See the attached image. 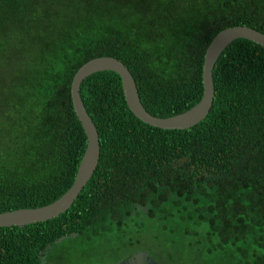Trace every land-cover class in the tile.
Segmentation results:
<instances>
[{"label": "trees", "instance_id": "trees-1", "mask_svg": "<svg viewBox=\"0 0 264 264\" xmlns=\"http://www.w3.org/2000/svg\"><path fill=\"white\" fill-rule=\"evenodd\" d=\"M235 26L264 34V0H0V213L50 205L75 183L83 65L120 60L146 110L174 117L202 100L206 51ZM213 75V108L186 130L138 119L117 73L87 78L98 168L60 217L0 227V264H62L66 240L143 232L200 264H264V47L235 41Z\"/></svg>", "mask_w": 264, "mask_h": 264}, {"label": "water", "instance_id": "water-1", "mask_svg": "<svg viewBox=\"0 0 264 264\" xmlns=\"http://www.w3.org/2000/svg\"><path fill=\"white\" fill-rule=\"evenodd\" d=\"M240 39L252 41L264 47V34L247 26L230 27L220 32L211 42L205 55L202 100L189 111L170 118L150 114L141 102L138 87L129 68L114 57H100L83 65L73 79L71 94L75 112L88 137V146L70 190L54 203L35 209H19L0 213V227H24L60 217L77 201L83 189L94 176L100 161L101 144L98 129L85 108L81 97L83 82L100 72H114L122 79L125 98L131 112L144 123L163 130H186L203 122L210 114L216 89L213 71L225 50ZM62 238L59 242H62ZM119 264H160L147 252H139Z\"/></svg>", "mask_w": 264, "mask_h": 264}, {"label": "rangeland", "instance_id": "rangeland-1", "mask_svg": "<svg viewBox=\"0 0 264 264\" xmlns=\"http://www.w3.org/2000/svg\"><path fill=\"white\" fill-rule=\"evenodd\" d=\"M147 227L154 226L147 222ZM155 234L143 232L132 237L124 234H106L95 238L91 242L82 239L66 240L57 248L55 256L62 264H119L130 256L147 252L160 264H200L196 261L194 253L189 249L177 250L174 247H163L155 240ZM133 242L134 245H128Z\"/></svg>", "mask_w": 264, "mask_h": 264}]
</instances>
